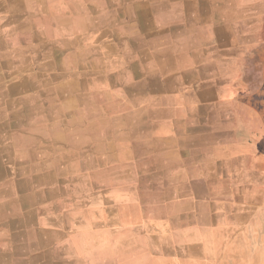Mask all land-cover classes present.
<instances>
[{
	"label": "crops",
	"instance_id": "obj_1",
	"mask_svg": "<svg viewBox=\"0 0 264 264\" xmlns=\"http://www.w3.org/2000/svg\"><path fill=\"white\" fill-rule=\"evenodd\" d=\"M263 8L0 0V264H249L264 208L226 185L264 170L229 84Z\"/></svg>",
	"mask_w": 264,
	"mask_h": 264
},
{
	"label": "rangeland",
	"instance_id": "obj_2",
	"mask_svg": "<svg viewBox=\"0 0 264 264\" xmlns=\"http://www.w3.org/2000/svg\"><path fill=\"white\" fill-rule=\"evenodd\" d=\"M255 20L256 21L250 25L251 30L253 31V36L251 37L249 56H246V63H248L245 65L244 70L246 71L239 70L232 72L229 88L232 90L230 93L231 95L241 96L239 101H242L241 105L244 108L242 123L244 128L250 134L249 139L251 148L254 147L249 153H245V155L248 156L247 158L249 159L250 167L254 168L259 164L264 170V14L255 18ZM240 69H242L241 66ZM241 105L238 104V106ZM246 123H248V127L246 126ZM183 186L187 191L194 188L193 185L190 184H185ZM216 186L220 187L224 185ZM226 186L227 189L232 186L234 191H236L237 188L241 189V187H243L242 191L244 194H246L247 197H250V206L259 209L264 208V183L249 185L234 184ZM201 187V193L204 194L208 193L211 186L201 185ZM257 199L258 201H256ZM254 200L256 205L253 204ZM172 217L175 221H178L177 216ZM260 218L263 222L264 215L260 216ZM145 219L144 216L138 217L139 223L144 222ZM154 221L157 222L156 220ZM158 224H161V222H158L155 225ZM159 232L162 231L155 229V233ZM238 251H243L245 253L248 252L249 264H259L258 261L264 259V243H241ZM238 260L234 258V262L229 264H241L238 263Z\"/></svg>",
	"mask_w": 264,
	"mask_h": 264
},
{
	"label": "bare ground",
	"instance_id": "obj_3",
	"mask_svg": "<svg viewBox=\"0 0 264 264\" xmlns=\"http://www.w3.org/2000/svg\"><path fill=\"white\" fill-rule=\"evenodd\" d=\"M23 139H24V142H25V141L31 140L32 137H31V135L29 133H25V134L19 133V136L17 138L15 137V142L20 141V143H22ZM4 191L13 193V192H15V189L12 186L11 188H5ZM10 204H11V200H10L9 197L4 196V195H2L0 197V207H3V208H4V206L8 207V206H10ZM110 231L111 232H109V236H111L113 238V240L116 241V243H119V242H122V243H124V242L125 243H141V240L139 238H134V239L129 240V241H123V237H122V235L119 232L114 231V230H110ZM90 234L96 240L102 239V236H103L101 231H93ZM155 242H156V240H155Z\"/></svg>",
	"mask_w": 264,
	"mask_h": 264
}]
</instances>
